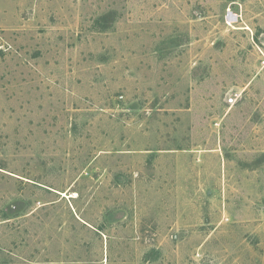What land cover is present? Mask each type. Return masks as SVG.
<instances>
[{
    "label": "rangeland",
    "instance_id": "obj_1",
    "mask_svg": "<svg viewBox=\"0 0 264 264\" xmlns=\"http://www.w3.org/2000/svg\"><path fill=\"white\" fill-rule=\"evenodd\" d=\"M0 264H264V0H0Z\"/></svg>",
    "mask_w": 264,
    "mask_h": 264
},
{
    "label": "built area",
    "instance_id": "obj_2",
    "mask_svg": "<svg viewBox=\"0 0 264 264\" xmlns=\"http://www.w3.org/2000/svg\"><path fill=\"white\" fill-rule=\"evenodd\" d=\"M233 17H234L233 14L231 12H229V10H228L226 12V15H225L226 20L232 21Z\"/></svg>",
    "mask_w": 264,
    "mask_h": 264
}]
</instances>
